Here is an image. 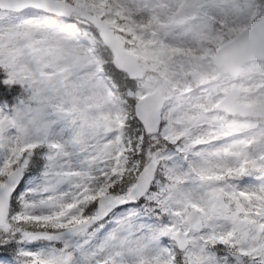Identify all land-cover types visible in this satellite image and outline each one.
<instances>
[{"label": "snow or ice", "instance_id": "obj_1", "mask_svg": "<svg viewBox=\"0 0 264 264\" xmlns=\"http://www.w3.org/2000/svg\"><path fill=\"white\" fill-rule=\"evenodd\" d=\"M0 264H264V0H0Z\"/></svg>", "mask_w": 264, "mask_h": 264}]
</instances>
